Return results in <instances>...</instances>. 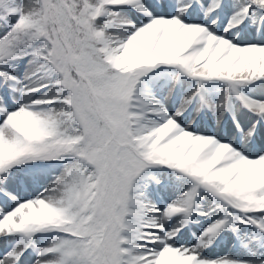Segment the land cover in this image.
Listing matches in <instances>:
<instances>
[{"label": "snow or ice", "instance_id": "obj_1", "mask_svg": "<svg viewBox=\"0 0 264 264\" xmlns=\"http://www.w3.org/2000/svg\"><path fill=\"white\" fill-rule=\"evenodd\" d=\"M0 264H264V0H0Z\"/></svg>", "mask_w": 264, "mask_h": 264}]
</instances>
